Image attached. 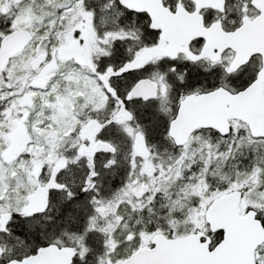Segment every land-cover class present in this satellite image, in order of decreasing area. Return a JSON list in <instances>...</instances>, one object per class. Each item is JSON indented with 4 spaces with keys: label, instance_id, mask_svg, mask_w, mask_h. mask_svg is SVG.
<instances>
[{
    "label": "snow or ice",
    "instance_id": "obj_1",
    "mask_svg": "<svg viewBox=\"0 0 264 264\" xmlns=\"http://www.w3.org/2000/svg\"><path fill=\"white\" fill-rule=\"evenodd\" d=\"M0 264H264V0H0Z\"/></svg>",
    "mask_w": 264,
    "mask_h": 264
}]
</instances>
